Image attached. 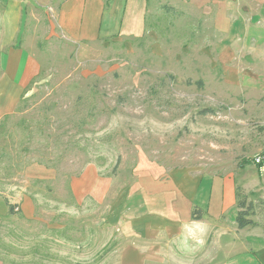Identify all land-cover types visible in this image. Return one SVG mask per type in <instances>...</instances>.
Returning a JSON list of instances; mask_svg holds the SVG:
<instances>
[{
    "label": "rangeland",
    "instance_id": "obj_1",
    "mask_svg": "<svg viewBox=\"0 0 264 264\" xmlns=\"http://www.w3.org/2000/svg\"><path fill=\"white\" fill-rule=\"evenodd\" d=\"M157 3L152 36L61 52L0 121V192L29 195L37 209L27 220L0 200V264H115L121 232L104 226L149 163L228 177L253 205L248 219L264 225V167L255 164L264 155V28L220 52L226 39L209 34L214 22L197 12L158 18ZM102 187L104 206L85 196Z\"/></svg>",
    "mask_w": 264,
    "mask_h": 264
},
{
    "label": "crops",
    "instance_id": "obj_2",
    "mask_svg": "<svg viewBox=\"0 0 264 264\" xmlns=\"http://www.w3.org/2000/svg\"><path fill=\"white\" fill-rule=\"evenodd\" d=\"M153 1L0 0V121L16 110L28 86L45 81L42 71L59 63L61 52L83 54L100 43L152 36L147 18L153 14ZM187 5L188 10L180 8ZM177 12H181L178 19H190L197 12L214 22L209 34L226 39L217 45L220 52L229 51L234 39H243L252 28H264V0H158V18L178 16ZM195 29L193 35L201 36L200 25ZM66 41L80 47L70 52ZM134 178L127 204L114 206L118 212L104 226V231L107 227L121 232L113 239L111 262L264 264V225L239 229L238 193L228 177L185 167L167 172L149 163ZM105 191L102 187L85 196L104 206L110 194ZM0 200L19 206L16 210L27 220L37 218L35 200L29 195L0 192Z\"/></svg>",
    "mask_w": 264,
    "mask_h": 264
},
{
    "label": "trees",
    "instance_id": "obj_3",
    "mask_svg": "<svg viewBox=\"0 0 264 264\" xmlns=\"http://www.w3.org/2000/svg\"><path fill=\"white\" fill-rule=\"evenodd\" d=\"M259 168H263V165H256ZM237 197H238V216H237V223H238V227L239 229H244L248 226H253L254 223L252 220L248 219L249 216V210L253 209V205L252 204H247L245 201H241V193L237 192ZM248 208V211H245V209ZM15 212V207L14 206H9V213H14Z\"/></svg>",
    "mask_w": 264,
    "mask_h": 264
},
{
    "label": "built area",
    "instance_id": "obj_4",
    "mask_svg": "<svg viewBox=\"0 0 264 264\" xmlns=\"http://www.w3.org/2000/svg\"><path fill=\"white\" fill-rule=\"evenodd\" d=\"M255 164L256 165H263V167H264V155L258 156L255 159Z\"/></svg>",
    "mask_w": 264,
    "mask_h": 264
}]
</instances>
